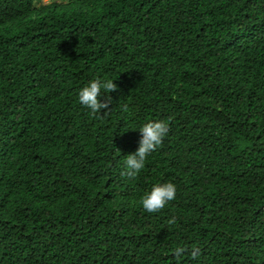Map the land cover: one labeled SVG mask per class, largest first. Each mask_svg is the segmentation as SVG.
Segmentation results:
<instances>
[{
	"label": "trees",
	"instance_id": "obj_1",
	"mask_svg": "<svg viewBox=\"0 0 264 264\" xmlns=\"http://www.w3.org/2000/svg\"><path fill=\"white\" fill-rule=\"evenodd\" d=\"M38 2L0 0V264H264V0Z\"/></svg>",
	"mask_w": 264,
	"mask_h": 264
},
{
	"label": "clouds",
	"instance_id": "obj_2",
	"mask_svg": "<svg viewBox=\"0 0 264 264\" xmlns=\"http://www.w3.org/2000/svg\"><path fill=\"white\" fill-rule=\"evenodd\" d=\"M111 93L117 91L113 80L93 79L78 93L79 103L90 109V114L95 116L101 110L110 109L112 104L111 97L106 95L103 103L100 102L101 91ZM122 111H127V105L122 107ZM141 139L139 147L133 154H129L124 159V171L121 173L130 179H135L145 166V160L149 154L156 151L162 144L164 137L169 131L168 123L164 120L149 121L139 128ZM176 188L172 183L156 184L151 191L145 192L139 199V204L147 213H156L161 211L169 201L175 199ZM174 221H169L173 223ZM186 252L184 247H177L174 255L178 258ZM200 254L198 248H194L190 255L196 259Z\"/></svg>",
	"mask_w": 264,
	"mask_h": 264
},
{
	"label": "rangeland",
	"instance_id": "obj_3",
	"mask_svg": "<svg viewBox=\"0 0 264 264\" xmlns=\"http://www.w3.org/2000/svg\"><path fill=\"white\" fill-rule=\"evenodd\" d=\"M52 1H57V0H40V2H38V5L40 4H48V3H51Z\"/></svg>",
	"mask_w": 264,
	"mask_h": 264
}]
</instances>
